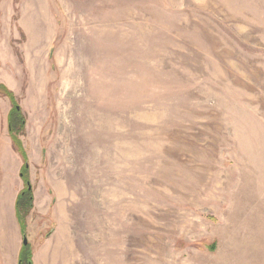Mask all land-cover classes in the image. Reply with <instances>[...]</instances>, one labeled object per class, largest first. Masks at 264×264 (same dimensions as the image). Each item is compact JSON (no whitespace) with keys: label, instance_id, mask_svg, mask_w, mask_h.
Listing matches in <instances>:
<instances>
[{"label":"rangeland","instance_id":"obj_1","mask_svg":"<svg viewBox=\"0 0 264 264\" xmlns=\"http://www.w3.org/2000/svg\"><path fill=\"white\" fill-rule=\"evenodd\" d=\"M0 84L32 264H264V0H0Z\"/></svg>","mask_w":264,"mask_h":264},{"label":"trees","instance_id":"obj_2","mask_svg":"<svg viewBox=\"0 0 264 264\" xmlns=\"http://www.w3.org/2000/svg\"><path fill=\"white\" fill-rule=\"evenodd\" d=\"M0 96H5L9 98L12 108L7 115V130L12 142L18 147V152L23 157L24 168L23 171H26L27 160L25 158L24 151L21 147L20 140L17 138L18 135L24 134V116L18 106L17 101L13 93L7 89L4 85L0 84ZM32 208V192L27 184L26 189L18 193L16 202H15V212L17 214L18 222L26 219L29 214V211ZM20 221V222H21ZM23 230V229H22ZM24 231V230H23ZM18 264H32V255L29 245H22L19 253Z\"/></svg>","mask_w":264,"mask_h":264},{"label":"crops","instance_id":"obj_3","mask_svg":"<svg viewBox=\"0 0 264 264\" xmlns=\"http://www.w3.org/2000/svg\"><path fill=\"white\" fill-rule=\"evenodd\" d=\"M5 226H3V230L6 229ZM20 241L21 240L18 231H16L15 234L14 231L12 232L11 239L7 244L0 237V264H18V258L21 249Z\"/></svg>","mask_w":264,"mask_h":264},{"label":"water","instance_id":"obj_4","mask_svg":"<svg viewBox=\"0 0 264 264\" xmlns=\"http://www.w3.org/2000/svg\"><path fill=\"white\" fill-rule=\"evenodd\" d=\"M27 244H28L27 238H26V236H23V238H22V245L26 246Z\"/></svg>","mask_w":264,"mask_h":264}]
</instances>
